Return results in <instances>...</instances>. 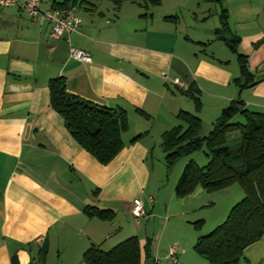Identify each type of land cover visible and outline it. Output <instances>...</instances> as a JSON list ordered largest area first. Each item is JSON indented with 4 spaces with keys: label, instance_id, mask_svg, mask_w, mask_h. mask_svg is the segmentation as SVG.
<instances>
[{
    "label": "crops",
    "instance_id": "0c3cea01",
    "mask_svg": "<svg viewBox=\"0 0 264 264\" xmlns=\"http://www.w3.org/2000/svg\"><path fill=\"white\" fill-rule=\"evenodd\" d=\"M199 1L163 0L144 8L141 1L123 0L115 8L111 0H39L41 11L64 7L78 16L76 31L58 40L49 37L47 24L28 18L19 7L0 8V264H81L86 249L110 250L131 237L137 238L141 255L148 241L147 264H158L148 231L176 224L185 242L195 245L200 235L188 226L201 220L196 212L205 200L202 190L182 200L174 196L176 182L166 194L150 190L154 166L164 156L160 135L183 127L176 120L182 111L198 115L204 134L235 99L245 110L264 113V0L221 2L229 33L239 40L237 52L247 56L249 72L259 80L240 92L232 84L239 74L229 65L228 50L212 44L217 43L214 27L188 37L180 25L182 14L204 16ZM69 49L81 50L90 63L72 61ZM53 78L66 81L71 96L126 115L122 148L107 165L79 148L51 111L47 84ZM191 85L199 93L197 113L182 94ZM224 191L214 193V202L229 207L241 196L236 190L221 201ZM135 198L144 207L142 228L129 216ZM85 207L110 210L114 219H89ZM175 243L164 257L174 248L177 264L187 247ZM241 253L247 264L252 257L264 264V235Z\"/></svg>",
    "mask_w": 264,
    "mask_h": 264
},
{
    "label": "trees",
    "instance_id": "16d2710c",
    "mask_svg": "<svg viewBox=\"0 0 264 264\" xmlns=\"http://www.w3.org/2000/svg\"><path fill=\"white\" fill-rule=\"evenodd\" d=\"M144 8L159 6L163 0H138ZM218 5L217 29L214 40L221 41L228 52L235 56L239 76L232 79L238 92L254 88L259 80L247 67V56L238 53L239 40L229 33L227 11L221 6L222 0H203ZM119 7L123 0H111ZM66 9L64 7L56 10ZM62 78H53L47 84L49 107L62 120L63 128L72 141L86 154L93 157L100 166H105L116 158L122 148L121 133L127 131V117L121 109L109 110L82 101L65 92ZM182 94L193 104L194 113L200 110L198 89L191 85ZM176 120L183 124L172 128L159 137V147L163 164H172L184 157H191L202 151L207 159L204 167L192 161L184 164L173 193L176 199L192 194L201 188L207 194L217 193L225 187L237 184L243 198L233 206L218 227L206 236H200L193 245V252L203 257L206 264H239L241 252L264 235V113H253L243 109L241 101L235 99L221 110L209 134L199 138L201 122L198 115L179 112ZM235 117L242 122L235 120ZM236 132L238 140L228 145L227 137ZM141 136L134 137L137 141ZM96 190L92 193L94 196ZM84 214L89 219L109 223L114 219L112 211H99L85 207ZM201 220L191 224L193 230L200 231ZM142 248L137 238L123 242L103 252L100 247L86 249L81 264H147L149 262V242Z\"/></svg>",
    "mask_w": 264,
    "mask_h": 264
},
{
    "label": "rangeland",
    "instance_id": "374dc122",
    "mask_svg": "<svg viewBox=\"0 0 264 264\" xmlns=\"http://www.w3.org/2000/svg\"><path fill=\"white\" fill-rule=\"evenodd\" d=\"M128 1H130V3L133 1L139 3L138 0H128ZM99 2H105V0H99ZM199 4L202 8V11L204 9L206 11V13H204V16L202 18L198 17L196 15H193L192 12L191 13H185V14L181 15L180 25L183 26V28L185 30V35H187L188 37L197 36V34L199 32L203 31L206 28L210 29L211 27H214V28H211V30L212 29L214 30L217 28L216 15H217V12H219L218 6L205 3L203 0H200ZM209 37H211V34H209ZM211 39H214V38L211 37ZM211 39H210V41H211ZM212 44H215L218 47L224 48V45L222 44L221 41H217V43H212ZM226 54H227L228 58L232 59V61H233V62H231V64H229L230 67L236 68L235 56L232 53L230 54L228 51ZM189 114H192V113H189ZM235 120L242 122L241 119H239V118H237ZM215 121L216 120L211 122V125L209 127H207L208 130H206L204 132V134H203V129L201 127L202 133H201V131H200L201 129H200L199 133H198L199 138H204L209 134V131L212 129L211 126L214 124ZM202 135H204V136H202ZM237 137H238V134L236 132H234L233 134H230L227 137L228 145H230L232 142L237 141L238 140ZM196 153L197 154H195L194 156H191L190 158L195 159L193 161H194L196 166L203 167L207 162V159L204 156L205 154L202 151H198ZM154 157H155V155H154ZM190 158L188 156L181 158L176 163L172 164L171 168L168 169L164 166L163 160H162L163 158L161 156V159L159 160L158 164L156 162V164L154 166L155 170L153 171V174L151 175L152 181H155V182H151L150 190L152 192L158 191V192H161L163 194H166L165 192L167 190H170L171 183L174 184V182L178 181L177 179L179 178L182 169H184V164L186 163V160H188ZM198 189H201V188L198 187ZM224 189H227V190L224 191ZM224 189L220 191V192H222V191H224V192L220 193V195L218 197V199L221 201L224 198H226V196H224V195H228V198H229L228 200H230L232 198V195L230 194V192H235L236 190H240V187L237 184H233L229 187H225ZM228 190H230V191H228ZM240 191H241L240 192L241 196L238 197L239 199H237L235 201H233V199H232L233 202H231V203H233V204H231L229 207L225 206L226 203L223 204L220 201L214 202L213 197L218 196L215 194H218L219 192H217V193L213 192L211 194H207V193H204V191H202V196L205 200L201 199V201H199L200 202L199 204H201L202 207H204V206L205 207L204 208L201 207L196 212V213H200V217H201V225H200V229H199L200 231H198L196 233V231L192 230L190 228V226L187 225L191 231V234H192V232H195L196 235H200V236L204 237V236L208 235L210 232H212L213 228H216L220 224H222L223 221L225 220V218L227 217L226 215L228 214L230 209L233 206L237 205V202L243 198L242 190H240ZM179 200H182V199H179ZM185 200H186V198H185ZM190 216L192 217V215H190ZM190 219H193V218H190ZM155 221L157 223L158 220H155ZM142 222H144V220L140 221L139 227H141V228L143 226ZM150 224H151V220L148 223V227L150 226ZM172 226L168 227L165 231H162L163 233L160 230L161 227H158V228L154 227V228H152V231H148L147 238H148V236H149V238L151 236L153 237L152 249L153 250L156 249V251L158 252V257H156V258H158L156 260L158 262V264H171L170 262L166 261V259L164 257V253L166 252L167 248H169L170 246H173L174 244L177 245V243H175V240L179 241V244H181L180 248H184L185 246L187 247V248L181 249L183 251V253H182L183 256H181V257L177 256L178 257L177 264H206L203 257L197 256L193 252V250H192L193 246L192 245H194V244H191L190 241H188L189 244H187L185 242V241H187L185 235L183 234L185 232L182 231L181 229H178L177 224L174 227H172ZM149 229L150 228H148V230ZM143 237H144L143 232L138 234V238L140 241H142ZM101 251L107 252V251H109V249L108 248H102ZM244 256H245L244 254H242V256H240L239 264H247L244 262ZM250 264H263V263H260L258 258L252 257Z\"/></svg>",
    "mask_w": 264,
    "mask_h": 264
},
{
    "label": "built area",
    "instance_id": "2783aa9c",
    "mask_svg": "<svg viewBox=\"0 0 264 264\" xmlns=\"http://www.w3.org/2000/svg\"><path fill=\"white\" fill-rule=\"evenodd\" d=\"M19 7L27 14L28 18L38 20L41 24H47L49 26V37L58 40L64 35H68L76 31V27L79 24L78 16L74 11L62 9L54 10L49 9L47 11H41L39 0H0V8ZM69 58L74 62H81L83 64H89L90 59L87 54L81 52V50L69 49ZM173 85H178L176 80L172 81ZM148 203L152 204L150 197L147 198ZM131 209H129V216L137 223L144 217L142 202L135 198L131 203ZM167 261L171 264H176L175 249L171 248L166 254Z\"/></svg>",
    "mask_w": 264,
    "mask_h": 264
}]
</instances>
